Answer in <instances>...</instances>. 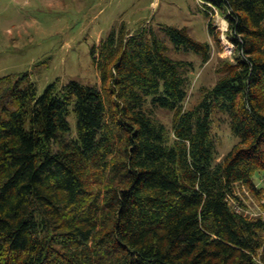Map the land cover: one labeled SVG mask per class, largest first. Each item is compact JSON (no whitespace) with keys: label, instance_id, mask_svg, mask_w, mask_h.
Segmentation results:
<instances>
[{"label":"trees","instance_id":"1","mask_svg":"<svg viewBox=\"0 0 264 264\" xmlns=\"http://www.w3.org/2000/svg\"><path fill=\"white\" fill-rule=\"evenodd\" d=\"M200 3L215 40V13L228 22L235 61L191 109L192 65L149 28L92 48L100 87L57 80L39 96L30 73L0 78V264H264V217L237 194L264 202V0ZM161 29L210 61V43ZM218 114L238 139L221 162Z\"/></svg>","mask_w":264,"mask_h":264},{"label":"rangeland","instance_id":"2","mask_svg":"<svg viewBox=\"0 0 264 264\" xmlns=\"http://www.w3.org/2000/svg\"><path fill=\"white\" fill-rule=\"evenodd\" d=\"M213 24L219 40L210 35L209 20L200 0H0V78L30 73L39 96L57 80L61 86L78 81L100 87L92 48L100 46L113 29L123 25L130 32L149 28L166 40L173 59L192 65L185 103L191 109L200 101L203 90L213 88L220 79V63L235 61L234 45L225 35L228 22L216 12ZM162 25L186 28L196 41L210 43V61L205 63L195 54L177 51L166 39ZM158 119L172 129V113L160 111ZM69 120L76 132L75 116ZM213 136L221 162L238 143L225 115L215 117ZM255 182L261 185L258 177ZM237 194L247 216L264 217L263 201H258L246 187L238 186Z\"/></svg>","mask_w":264,"mask_h":264},{"label":"crops","instance_id":"3","mask_svg":"<svg viewBox=\"0 0 264 264\" xmlns=\"http://www.w3.org/2000/svg\"><path fill=\"white\" fill-rule=\"evenodd\" d=\"M227 22V21H226Z\"/></svg>","mask_w":264,"mask_h":264}]
</instances>
